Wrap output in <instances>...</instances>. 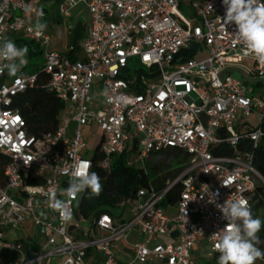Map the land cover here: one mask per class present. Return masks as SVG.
<instances>
[{"label": "built area", "instance_id": "obj_1", "mask_svg": "<svg viewBox=\"0 0 264 264\" xmlns=\"http://www.w3.org/2000/svg\"><path fill=\"white\" fill-rule=\"evenodd\" d=\"M79 4L90 25L85 59L72 60L51 51L49 35L37 31V21L46 18L42 8L0 0V44L9 34L38 44L44 86L63 104L56 130L33 135L11 106L37 75L6 83L7 69L0 73V155L8 158L0 185V264H14L11 256L17 264L211 260L219 253L210 236L227 223L216 205L242 198L252 210L264 192V177L253 165L255 153L264 151V65L239 41L235 24H222V0H63L60 15L68 17ZM244 59L252 60L250 70L241 66ZM231 69L252 82L233 78ZM93 125L102 135L89 159L82 131ZM253 133L260 135L254 140ZM166 148L187 153L189 163L160 192L148 183L118 201L112 214L91 218L79 212L81 193L67 221L46 204L50 189L67 199L59 192L80 162H90L92 171L97 157L110 171L113 157L126 154L128 165L140 163L146 172L147 160ZM177 183L176 202L163 206ZM24 225L36 234L21 230V239L8 238Z\"/></svg>", "mask_w": 264, "mask_h": 264}, {"label": "trees", "instance_id": "obj_2", "mask_svg": "<svg viewBox=\"0 0 264 264\" xmlns=\"http://www.w3.org/2000/svg\"><path fill=\"white\" fill-rule=\"evenodd\" d=\"M17 47L27 46V58L33 60V64H28L19 73L36 74V84L32 89L19 93L13 100L11 109L18 112L26 121L28 131L33 135H42L56 130L58 127V116L63 108V104L44 86L48 82V76L41 72L42 52L38 44L33 40H26L20 37L16 40ZM185 57H191L188 52H183ZM39 56L38 58H35ZM30 69V70H29ZM15 77V76H14ZM8 79L6 71L3 79ZM157 159L146 162V172L135 164L128 165L126 154L114 156L110 171H105L97 164V157L92 167V171L99 174L102 192L99 196H90L85 191L79 202V212L82 216L91 218L97 217L101 213H113L116 203L124 197L131 196L138 188L146 187L151 183L155 190L160 192L164 189L167 181L173 182L183 170V166L189 160V155L177 148H166L157 153ZM8 158L0 155V185L4 182L3 169L7 164ZM253 165L256 170L264 177V151L259 150L255 153ZM181 190V183L175 186L166 194L162 205L176 202ZM264 192L259 203L252 209L254 217L261 211ZM264 221V212L260 217ZM259 240L264 241V226L257 234ZM256 246L264 251V243ZM219 255L214 256L209 264H218Z\"/></svg>", "mask_w": 264, "mask_h": 264}, {"label": "clouds", "instance_id": "obj_3", "mask_svg": "<svg viewBox=\"0 0 264 264\" xmlns=\"http://www.w3.org/2000/svg\"><path fill=\"white\" fill-rule=\"evenodd\" d=\"M222 5L225 16L220 19L224 27L235 24L239 41L264 65V0H222ZM208 7L212 9L211 4ZM44 27L37 21V31H42ZM28 51L27 46L17 47L11 39H4L0 44V61L8 63L0 64V73L7 69L9 76H16L27 63ZM258 135L260 133H253L252 138L255 140ZM90 168V162H80L74 166L68 187L59 192V196L67 199H59L55 189L48 192L47 206L60 212L65 221L70 218L69 207L79 194L88 191L90 196H99L102 192L101 178ZM216 206L227 221L222 229L210 236L214 241L213 250L219 253L218 264H255L258 259H264V251L256 247L260 242L257 234L264 221L254 217L248 201L228 198Z\"/></svg>", "mask_w": 264, "mask_h": 264}, {"label": "crops", "instance_id": "obj_4", "mask_svg": "<svg viewBox=\"0 0 264 264\" xmlns=\"http://www.w3.org/2000/svg\"><path fill=\"white\" fill-rule=\"evenodd\" d=\"M28 1L31 4L39 6L46 13V18L42 24L45 25L43 30L50 37L51 51L67 55L72 60H84L85 56L82 51V42L89 32L90 25L89 15L85 6L83 4H79L75 8L71 9L69 11V16L65 17L68 22L64 23L63 17L59 12L63 5V0ZM20 37L23 36L9 34L5 37V39H11L16 43V40ZM23 68H21V70ZM24 74L29 73L26 72Z\"/></svg>", "mask_w": 264, "mask_h": 264}, {"label": "rangeland", "instance_id": "obj_5", "mask_svg": "<svg viewBox=\"0 0 264 264\" xmlns=\"http://www.w3.org/2000/svg\"><path fill=\"white\" fill-rule=\"evenodd\" d=\"M179 11L184 14L186 17H189L190 16V10L189 8H183V7H180ZM63 21L64 23H67L68 21L65 19V17H63ZM26 40H31L29 37H24ZM39 56H36L35 58H38ZM26 60H27V63L26 65L28 64H33V60H29V58H27V55H26ZM18 63V62H17ZM136 63V60H133L132 61V65H134ZM24 65V66H26ZM24 66H22L21 68H23ZM241 66L245 69H248L250 70L252 68V60L251 59H244L243 62L241 63ZM228 74H230L233 78H238V79H242V80H247V82H252L251 78L249 76H245L243 75V71L242 70H239V69H231L227 72ZM13 76H9L8 75V79H5L4 81L7 83L9 82L11 79H12ZM221 78L223 77L220 76ZM101 131L95 126H91V127H86L83 131H82V136L85 140V143H86V153H83V156L86 157V158H89V159H92V157L94 156V152H95V149L97 148V146L99 145V142H100V139H101ZM157 159V156L153 155L151 156L147 162H150V161H153ZM189 163V162H188ZM137 167H139L141 164L140 163H136L135 164ZM145 168H146V165H145ZM115 211V210H114ZM121 211H117L115 213L116 216H118V214H120ZM262 212H264V208H261V211L260 213L257 215L258 218H260L262 216ZM127 209H125L124 211V215L122 217L123 220H126L128 218V214H127ZM28 231L31 235L33 234H36V230L32 227V226H29V225H24V227H19L17 228L14 233H11L8 235V238H11V239H21V233L20 231ZM260 243H264V241H261ZM196 250L199 249V246H196L195 247ZM196 256V255H195ZM195 262L196 264H209V261L210 260H206V259H203V258H199L198 256L195 257ZM11 261L14 263V264H17L18 261L15 260V258L13 256L10 257Z\"/></svg>", "mask_w": 264, "mask_h": 264}]
</instances>
